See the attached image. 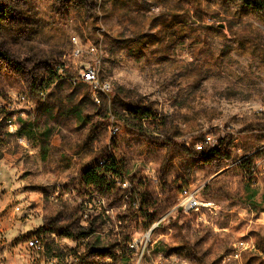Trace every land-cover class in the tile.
<instances>
[{
    "label": "rangeland",
    "instance_id": "obj_1",
    "mask_svg": "<svg viewBox=\"0 0 264 264\" xmlns=\"http://www.w3.org/2000/svg\"><path fill=\"white\" fill-rule=\"evenodd\" d=\"M89 67L106 95L82 82ZM6 99L19 129L2 131L0 264H49L76 242L96 264L94 232L151 245V264H264V15L226 0H0ZM113 104L155 120L135 134ZM206 138L224 160L195 159ZM109 155L123 181L85 187L83 172ZM182 188L216 211L182 212ZM39 233L45 254L25 248Z\"/></svg>",
    "mask_w": 264,
    "mask_h": 264
},
{
    "label": "built area",
    "instance_id": "obj_2",
    "mask_svg": "<svg viewBox=\"0 0 264 264\" xmlns=\"http://www.w3.org/2000/svg\"><path fill=\"white\" fill-rule=\"evenodd\" d=\"M80 76L82 82L86 84H92L97 93L106 95L109 92V85L99 82L98 73L95 68H86ZM45 92L41 91L39 96L44 97ZM17 99L18 102H24L25 96H18ZM11 103V100L9 101L8 99H6L3 103H0V158L4 153L3 146L5 144V135L2 132L3 127L6 129L9 128L7 132L6 129L4 132L8 134H16V128L19 129V125L14 121V111ZM20 132L21 130H19V133ZM111 133L113 136H115L118 133V128L113 127ZM213 143L214 142L209 138H206L204 147L196 151H201L207 147H214L215 144L213 145ZM179 203V208L186 214H194L199 216L200 214L212 213V211H214V207L212 205L204 203L200 200L196 191H191L186 188H182L179 192ZM16 210L18 211L19 209L17 208ZM152 225L150 226V232H152L158 224L154 225L153 227ZM149 234H147L146 238ZM51 236L55 237L54 234ZM85 237V241H90L91 244L92 242H96L98 244L96 245L93 243V247L88 246L87 252H91L90 250L94 249L95 252L104 255L96 261V264H123L124 261L126 262V260L131 258H134V264H151V245L137 243L136 241L126 245L125 247L117 241L115 245H108L104 242L103 235H96L95 232ZM25 248L36 254H45L47 250L43 234L39 233L26 239ZM79 248L81 247L76 242V244H73V246L61 248L59 252L52 251L53 257L49 261V264H86L87 262L81 261L83 260L82 256L85 254V252H80V250H78ZM64 254H66V256H64ZM62 255L63 257L61 258Z\"/></svg>",
    "mask_w": 264,
    "mask_h": 264
},
{
    "label": "trees",
    "instance_id": "obj_3",
    "mask_svg": "<svg viewBox=\"0 0 264 264\" xmlns=\"http://www.w3.org/2000/svg\"><path fill=\"white\" fill-rule=\"evenodd\" d=\"M230 3H238L242 8L249 11L254 15H264V0H226ZM54 75L57 74L55 70ZM35 86H31L32 93H35ZM41 91L45 92L48 90V85H42ZM37 92V91H36ZM126 113L125 116L121 117L118 115L115 104H113L112 108L110 107V114L114 118V120L121 121L125 128L128 131H131L135 134L141 133V127L143 126V122L155 120V117L151 110L147 108L141 107H131L127 106L124 109ZM116 128V127H115ZM29 130V129H28ZM31 130V128H30ZM21 133V132H20ZM223 143L222 141L219 145L214 147H207L201 151H196V155L192 154L194 157H198L204 162H210L213 160L225 159V154L223 153ZM243 166H246V172L248 174H252V165L248 164V162H244ZM125 177V170L120 160H118L114 155H109L103 159L100 163L96 164V166L91 167L90 169L83 172L81 175V182L87 188H97V187H105L107 190H110L114 187L113 180L123 181ZM109 179H113L109 181ZM154 223V219H149L147 224V228H149Z\"/></svg>",
    "mask_w": 264,
    "mask_h": 264
},
{
    "label": "crops",
    "instance_id": "obj_4",
    "mask_svg": "<svg viewBox=\"0 0 264 264\" xmlns=\"http://www.w3.org/2000/svg\"><path fill=\"white\" fill-rule=\"evenodd\" d=\"M195 159H199L198 157H195ZM208 204H211L213 207H214V211H216V206H215V204L214 203H208Z\"/></svg>",
    "mask_w": 264,
    "mask_h": 264
}]
</instances>
